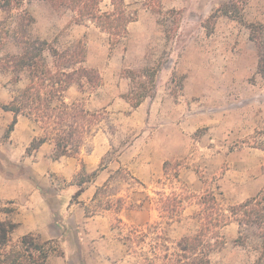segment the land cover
Masks as SVG:
<instances>
[{
    "label": "rangeland",
    "instance_id": "1",
    "mask_svg": "<svg viewBox=\"0 0 264 264\" xmlns=\"http://www.w3.org/2000/svg\"><path fill=\"white\" fill-rule=\"evenodd\" d=\"M125 4L135 21L127 26L126 38L113 46L99 29L74 23L69 11H54L43 1L24 7L32 18L27 38L47 41L59 51L81 43L84 66L102 80L93 91L67 93L103 118L79 154L67 157L72 177L66 180L49 171L29 177L44 188L50 203L68 181L97 192L86 214H102L123 247L111 248L109 256L92 252L94 258L119 260L125 253L129 262L147 264L133 253L138 250L132 244L133 229L150 238V228L161 222L157 232L174 243L198 229V202L204 193L212 192L224 209L264 196V78L257 71V45L250 39L251 27L264 29V0ZM4 17L0 12V21ZM5 44L2 53L17 52L14 41ZM146 70L155 73L152 86L148 79H130L132 72ZM143 86L148 96L134 108L128 96L143 93ZM21 88L0 75V103L7 104L11 91ZM7 127L0 126L1 146ZM5 171L11 172L9 166ZM15 172L29 174L22 166ZM157 193L189 198L172 220L161 219ZM134 200L142 207L133 208ZM9 209L0 204V213ZM220 235L224 245L212 253L210 264H264V225L231 222ZM92 253L87 248L77 256L72 253L70 262L88 263Z\"/></svg>",
    "mask_w": 264,
    "mask_h": 264
},
{
    "label": "trees",
    "instance_id": "2",
    "mask_svg": "<svg viewBox=\"0 0 264 264\" xmlns=\"http://www.w3.org/2000/svg\"><path fill=\"white\" fill-rule=\"evenodd\" d=\"M33 1L46 2L54 11L71 12L74 23L86 27L92 25L107 34L111 46L126 38L127 26L135 21V15L128 11L125 0H0V12L5 15L0 21V75L8 77L10 85H22L21 89L11 91L7 104L0 103V109L13 115L5 137L13 130L18 117L23 116L35 123L41 131L40 137L30 143L26 153L37 150L44 143H50L53 146V160L75 157L103 118L99 113L89 112L82 99L68 98L67 93L71 89L80 94L87 90L93 91L101 85L102 80L94 69L84 66L85 54L81 43L59 51L47 41L27 38L32 18L24 7ZM105 1L108 2L107 9L102 8ZM7 22L10 25H6ZM251 28L250 39L258 49L257 71L264 78V29ZM9 39L14 41L17 52L2 53ZM131 74L132 80L135 76L145 81L148 79L146 83L150 86L154 84L155 73L150 70L140 75ZM147 96V89L143 86V93H131L128 99L132 107L136 108ZM130 179L136 181L133 177ZM81 192L82 188L76 196ZM157 195L160 197L159 218L168 220L183 210L189 198H169L162 193ZM145 200L151 201L148 197ZM117 203H122V200ZM136 203L135 200L132 202L133 208L142 207V204ZM263 203L264 196L258 195L224 209L212 192H206L199 198L200 210L196 215L198 229L193 235L169 243L160 231L157 232L161 222L156 223L155 230L150 228L149 232L154 237L149 238L133 229L132 235L135 238L132 244L133 248L138 249L133 253L147 264H210L212 253L224 245L220 235L223 227L231 222L259 228L264 225ZM12 211L9 209L4 213ZM16 227L10 221L0 222V264H46L50 255H61L53 242L42 241L36 234H27L12 242L10 235ZM144 239H149V243L145 245ZM144 246L148 247L147 251Z\"/></svg>",
    "mask_w": 264,
    "mask_h": 264
},
{
    "label": "crops",
    "instance_id": "3",
    "mask_svg": "<svg viewBox=\"0 0 264 264\" xmlns=\"http://www.w3.org/2000/svg\"><path fill=\"white\" fill-rule=\"evenodd\" d=\"M0 110V126L6 127L13 115ZM40 135L41 131L35 123L19 116L3 145L5 147L0 144V204L8 205L13 210L9 214L0 213V222L10 221L17 225L10 237L19 239L27 234H36L42 241L53 242L61 255H50L46 264H140L129 262L125 253L121 254L119 260L109 259L106 255L94 258L92 252L107 254L111 248L119 250L123 247L114 238L102 214H86L87 203L94 201V191L68 181L50 203L44 188L31 181L32 174L47 171L57 173L66 180L72 177L69 158H50L53 150L50 143L26 153L30 143ZM7 166L11 172L5 171ZM20 166L28 170L26 177L15 172ZM94 186L92 188L95 189ZM80 188L82 192L76 196ZM229 226L231 223L225 227ZM86 248L92 253L88 263L70 262L72 253L77 256Z\"/></svg>",
    "mask_w": 264,
    "mask_h": 264
}]
</instances>
